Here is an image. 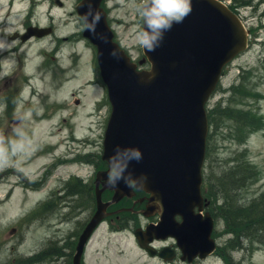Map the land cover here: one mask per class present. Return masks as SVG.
Segmentation results:
<instances>
[{"label": "rangeland", "instance_id": "rangeland-1", "mask_svg": "<svg viewBox=\"0 0 264 264\" xmlns=\"http://www.w3.org/2000/svg\"><path fill=\"white\" fill-rule=\"evenodd\" d=\"M59 1L62 6L54 0H0V29L9 21L15 28L9 37L23 34L25 27L53 25L52 35L61 40L60 61L55 62L56 70L62 73L54 71L52 62H47L45 69L52 74L50 78L49 72L35 76L36 99L32 105L38 111L45 107L46 97L41 93H47L52 84L61 85L56 93L58 100L71 101L69 93L74 92L81 102L69 107L64 103L67 113H74L69 122L62 123L57 117L43 120L28 117L15 122L9 118L13 104L2 106L8 99L0 100V264H71L78 235L95 210L92 185L77 197L68 195L66 187L74 177L93 179L95 163L102 165L98 158L110 106L105 101V90L98 87L95 50L82 37L84 25L75 11L81 0ZM221 1L234 9L241 6L237 14L249 30V39L247 49L224 69L217 91L207 105L214 108L215 118L209 130L213 135L207 148L204 175L216 187L215 177L236 163H247L253 172V183L242 189L241 198L245 202L258 201L264 195V0H252L250 7L244 4L251 0ZM141 2L106 0L103 4L114 41L136 63L143 56L142 46L136 40L142 26L137 11ZM70 35L72 39L66 42ZM4 39L5 34L0 32V40ZM23 43L21 48L11 50L14 56L21 57L14 70L17 74L23 73L22 69L34 74L45 59L40 53L50 50L52 38ZM74 61L75 67L67 74L64 68ZM9 82H5V90L10 89ZM24 104L29 103L25 101L20 106ZM226 113L232 118L226 117ZM211 201L214 206L220 204L215 197ZM112 217H105L93 234L83 264H165L142 252L133 231L121 232ZM132 219L134 228H144L150 221L134 216ZM213 236L221 248V256L215 254L196 264H226L223 258L231 260L226 253H231L238 264H264V245L252 243L248 251L229 252L224 248L231 235L225 231L222 220L215 221ZM43 249L54 250L43 257L40 253Z\"/></svg>", "mask_w": 264, "mask_h": 264}, {"label": "water", "instance_id": "water-1", "mask_svg": "<svg viewBox=\"0 0 264 264\" xmlns=\"http://www.w3.org/2000/svg\"><path fill=\"white\" fill-rule=\"evenodd\" d=\"M100 2L82 0L76 10L85 23L84 37L97 47L98 64L112 105L101 157L108 169L97 176L103 181L101 189L96 186V211L79 236L73 264H81L92 232L108 215L106 208L124 197L132 198L134 189L149 195L141 214L160 216L156 225L135 231L141 248L154 256L156 251L149 243L154 238L173 236L189 263L197 256L205 259L215 251L210 237L213 220L208 214L202 219L193 212L202 201L205 103L222 68L246 48L247 31L221 2L189 0L190 11L183 21L163 32L154 51L144 48L151 69L137 72L136 65L112 42ZM97 12L98 21L94 19ZM92 25L94 33L89 27ZM33 30L44 35L41 30ZM134 151L140 152L139 158ZM116 162L126 167L117 185L111 186L106 180ZM105 189L114 192L107 203L101 201ZM175 216L181 217V224L175 222ZM166 252L167 248L158 256L171 261L173 254Z\"/></svg>", "mask_w": 264, "mask_h": 264}, {"label": "trees", "instance_id": "trees-1", "mask_svg": "<svg viewBox=\"0 0 264 264\" xmlns=\"http://www.w3.org/2000/svg\"><path fill=\"white\" fill-rule=\"evenodd\" d=\"M250 4L251 2L248 5ZM224 115L232 118L227 113ZM234 169H237L238 176L233 175ZM223 178L217 182L219 188L212 191L219 198L220 204L210 212L216 219L224 222L225 231L231 235L224 248L229 252L248 251L251 250L252 243L264 245V195L258 201L253 199L245 202L241 198L242 189L253 183L252 170L247 164L240 163L237 168H229ZM228 257L231 259L229 253ZM229 262L235 264L232 259Z\"/></svg>", "mask_w": 264, "mask_h": 264}, {"label": "clouds", "instance_id": "clouds-1", "mask_svg": "<svg viewBox=\"0 0 264 264\" xmlns=\"http://www.w3.org/2000/svg\"><path fill=\"white\" fill-rule=\"evenodd\" d=\"M137 11L142 19V26L136 33V40L146 50L154 51L158 46L156 43L158 39L163 38V32L171 30L174 23L183 21L184 17L190 11V2L189 0H142L137 6ZM99 18L100 13L97 12L94 19L98 21ZM11 23L12 22L9 21L8 25L0 29V32L5 34V39L0 40V51L10 50L14 47V41L11 43L7 42V37L12 35L15 31V28L11 27ZM144 25H146V28ZM89 27L94 33V25ZM13 57L14 54L10 53L9 56L0 59V64H3L5 68L9 67L15 63ZM27 115H30V113ZM133 155L139 158L140 152L134 151ZM125 167L126 165H121L119 162L112 165L109 169L106 183L111 186H116L117 179L122 176ZM125 183L128 184L130 181L125 179Z\"/></svg>", "mask_w": 264, "mask_h": 264}, {"label": "flooded vegetation", "instance_id": "flooded-vegetation-1", "mask_svg": "<svg viewBox=\"0 0 264 264\" xmlns=\"http://www.w3.org/2000/svg\"><path fill=\"white\" fill-rule=\"evenodd\" d=\"M31 22V21H30ZM25 29H27V27H25ZM15 35V34H14ZM17 35V34H16ZM21 35V34H20ZM9 37V36H8ZM22 37V36H21ZM21 37L19 36V37H17V39L14 41L15 42V44H14V47L15 46H19L18 48H21L22 47V45L24 44L23 42H22V39H21ZM9 43H11L12 41H8ZM14 47H12L10 50H5V51H0V59H2V57H4L5 55H7L8 53H11V50L14 48ZM52 51H53V53H56L57 52V48H56V40H54L53 41V48H52ZM106 169V167L104 166L103 168H98L97 169V171H101V170H105ZM95 177V176H94ZM91 184H92V187H93V191L95 190V181L94 180H92V182H91ZM92 187L90 188V189H92ZM136 203V202H135ZM135 203H133V205L135 204ZM138 203H139V201H138ZM139 204H141V205H144L145 206V202H142V203H139ZM142 208V207H141ZM109 212H111V211H109ZM116 219L118 220V218L116 217ZM157 219L155 218L153 221H156ZM177 220H180L179 218H177ZM120 223H121V221H120ZM158 244H161V247H160V249L161 248H163V247H170V248H172L174 251H175V254H176V256H180L179 255V253L177 252V249H176V245H175V241L173 240V239H167V240H165V241H158L157 242ZM48 251H46L45 252V255H48Z\"/></svg>", "mask_w": 264, "mask_h": 264}]
</instances>
